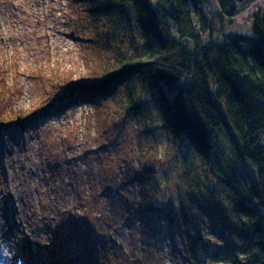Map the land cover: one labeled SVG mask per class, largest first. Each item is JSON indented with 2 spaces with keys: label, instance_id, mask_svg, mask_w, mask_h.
Wrapping results in <instances>:
<instances>
[{
  "label": "rangeland",
  "instance_id": "obj_1",
  "mask_svg": "<svg viewBox=\"0 0 264 264\" xmlns=\"http://www.w3.org/2000/svg\"><path fill=\"white\" fill-rule=\"evenodd\" d=\"M259 5L264 0L248 4L229 29L249 30ZM88 7L82 0H0V264L19 256L26 264H186L178 232L174 245L165 232L163 243L148 240L143 222L162 202L146 199L157 185L139 178L145 163L164 166L159 184L183 183L179 166L165 161L164 134L148 139L138 121L124 124L110 95L57 102L55 111L30 116L42 114L37 121L18 118L49 102L57 81L90 83L128 41L107 14L90 22ZM96 27L106 32L101 41Z\"/></svg>",
  "mask_w": 264,
  "mask_h": 264
},
{
  "label": "trees",
  "instance_id": "obj_2",
  "mask_svg": "<svg viewBox=\"0 0 264 264\" xmlns=\"http://www.w3.org/2000/svg\"><path fill=\"white\" fill-rule=\"evenodd\" d=\"M255 1L82 0L90 22L107 14L128 41L90 83L57 81L49 102L18 117L110 95L124 124L138 121L148 139L164 134L165 161L183 183L159 184L164 166L145 163L139 178L157 185L146 199L162 202L143 222L148 240L163 243L165 232L174 245L178 232L186 264H264V5L249 30L229 29ZM103 31L93 30L97 41Z\"/></svg>",
  "mask_w": 264,
  "mask_h": 264
},
{
  "label": "bare ground",
  "instance_id": "obj_3",
  "mask_svg": "<svg viewBox=\"0 0 264 264\" xmlns=\"http://www.w3.org/2000/svg\"><path fill=\"white\" fill-rule=\"evenodd\" d=\"M54 262H55V263H57V262H59V260H58V261H57V260H55Z\"/></svg>",
  "mask_w": 264,
  "mask_h": 264
}]
</instances>
